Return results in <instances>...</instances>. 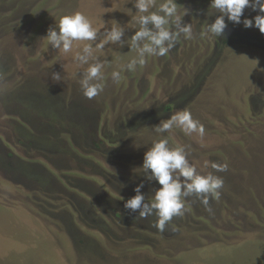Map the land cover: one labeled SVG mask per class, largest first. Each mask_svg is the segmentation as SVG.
<instances>
[{"label":"rangeland","instance_id":"rangeland-1","mask_svg":"<svg viewBox=\"0 0 264 264\" xmlns=\"http://www.w3.org/2000/svg\"><path fill=\"white\" fill-rule=\"evenodd\" d=\"M176 2L193 38L116 83L111 72L136 56L135 0H0V264H264V35L226 20L224 34L209 37L219 15L210 0ZM77 11L96 42L116 22L124 30L95 53L104 89L91 100L80 87L87 65L74 60L83 43L64 54L43 39ZM255 15L246 8L242 20ZM183 110L203 137L155 131ZM164 137L224 183L210 212L193 195L161 232L156 216L141 219L124 202L141 185L152 202L159 185L143 157Z\"/></svg>","mask_w":264,"mask_h":264},{"label":"clouds","instance_id":"clouds-1","mask_svg":"<svg viewBox=\"0 0 264 264\" xmlns=\"http://www.w3.org/2000/svg\"><path fill=\"white\" fill-rule=\"evenodd\" d=\"M137 14L132 19L138 25L130 39L131 50L136 56L119 71L111 72V79L119 83L121 72L136 71L138 66L146 63L147 57H165L177 47L181 38H193L191 23H185L183 18L189 16L187 8H181L176 0H135ZM256 12L253 18H244L245 9ZM209 9L219 13L214 22L206 25L205 34L209 37L220 38L227 28V23L243 24L245 29L256 28L264 35V0H210ZM152 25V29L148 27ZM154 29V30H153ZM98 30L82 12L62 15L58 28H49L44 40L52 49L64 54L73 51L74 43L81 42L83 47L75 53L74 60L80 66L87 65L80 80V87L85 98L91 100L99 96L104 89L105 62L99 60L95 53H102L106 45L121 41L124 30L116 22L110 29L105 28L103 39L97 41ZM140 42H143L142 46ZM95 44V47L93 45ZM53 79L59 80L60 74L53 73ZM159 134L179 128L185 135L197 134L203 137L205 129L198 120L193 119L190 111H179L170 118L161 120L154 126ZM185 146L169 147L167 137L155 141L144 153L142 171L149 181L155 180L159 187L154 191L152 202L146 203L141 194V185L135 189L136 195L124 202L125 210L139 212V218L156 216L155 227L163 232L173 217L183 216L185 201L196 196L211 211L209 199L220 196L223 179L208 173L201 175L187 158ZM208 163V162H206ZM215 171H226V164L211 162Z\"/></svg>","mask_w":264,"mask_h":264}]
</instances>
